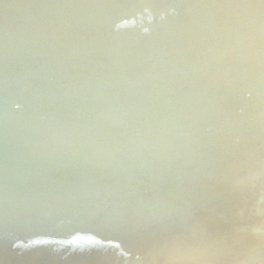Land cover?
Wrapping results in <instances>:
<instances>
[{"label":"water","instance_id":"1","mask_svg":"<svg viewBox=\"0 0 264 264\" xmlns=\"http://www.w3.org/2000/svg\"><path fill=\"white\" fill-rule=\"evenodd\" d=\"M0 264H264L261 0H0Z\"/></svg>","mask_w":264,"mask_h":264},{"label":"snow or ice","instance_id":"2","mask_svg":"<svg viewBox=\"0 0 264 264\" xmlns=\"http://www.w3.org/2000/svg\"><path fill=\"white\" fill-rule=\"evenodd\" d=\"M261 4H264V0H261Z\"/></svg>","mask_w":264,"mask_h":264}]
</instances>
